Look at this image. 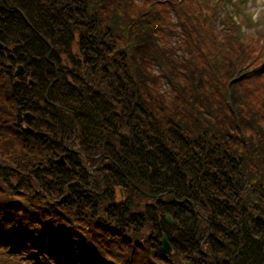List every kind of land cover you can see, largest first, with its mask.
I'll use <instances>...</instances> for the list:
<instances>
[{"label": "trees", "instance_id": "1", "mask_svg": "<svg viewBox=\"0 0 264 264\" xmlns=\"http://www.w3.org/2000/svg\"><path fill=\"white\" fill-rule=\"evenodd\" d=\"M154 21L133 0H0L4 256L264 264V88L251 84L264 71L199 31L196 67L158 43ZM23 110L62 135L63 152L49 131L23 132Z\"/></svg>", "mask_w": 264, "mask_h": 264}, {"label": "rangeland", "instance_id": "2", "mask_svg": "<svg viewBox=\"0 0 264 264\" xmlns=\"http://www.w3.org/2000/svg\"><path fill=\"white\" fill-rule=\"evenodd\" d=\"M249 5V6H248ZM248 5L245 3L244 4V12H246L249 8L251 9V10H256V11H258L257 10V8L259 7V6H261L262 7V9H264V0H250L249 2H248ZM241 6H242V3L239 1V0H237V1H235V2H233L232 4H230V5H228L226 8L227 9H231L234 13H238L239 12V10L241 9ZM251 6V7H250ZM197 15L198 16H200L201 17V15H199V13L197 12ZM238 16V18L240 19V20H243V17H242V15L241 14H239V15H237ZM221 20V19H220ZM218 27H219V29H221V30H226V29H228V26L227 25H225V24H223V22H222V20L221 21H215L214 22ZM263 28H257V29H255V31H257V32H254V33H245V35H247V36H249L250 38H252V40H247V41H245L244 43H242V45L243 46H247V45H249V46H251V47H254V49L251 51V53H253V57L257 54V49L256 48H258V49H260L261 48V50H263L264 51V31H259V30H262ZM236 36H238V37H240L241 36V33H240V29H238V28H236ZM250 41V42H249ZM74 49H75V47H74ZM139 93V92H138ZM140 94H143V93H140ZM35 115H36V113H35ZM40 128H42V130H44V131H49L50 133H49V135H48V139H52V140H54V141H56L57 142V144L56 145H53V147H52V152H55V151H58V153H60V152H63V149H62V146H63V142H62V139H61V137H62V135L61 134H57V133H55L53 130H51V129H47V128H45V127H41V126H39V127H36V129H40ZM37 131V130H36ZM37 132H39V131H37ZM59 142H61V143H59ZM13 151L12 150H10V151H8L7 153H6V156H9V157H11V156H13ZM54 155L55 154H53V157H54ZM68 160V159H67Z\"/></svg>", "mask_w": 264, "mask_h": 264}, {"label": "water", "instance_id": "3", "mask_svg": "<svg viewBox=\"0 0 264 264\" xmlns=\"http://www.w3.org/2000/svg\"><path fill=\"white\" fill-rule=\"evenodd\" d=\"M21 72H22V68H21L20 66H18V68L16 69V71H15L14 74L17 75V74H20ZM31 117H32V116H31L30 114L26 113V114H24L23 120L26 122V121H28ZM59 163H60V162H59ZM62 164H63V163H62ZM165 220H166V222H168L169 224H172V223H173L171 217L168 216V215H166ZM160 244H161L162 251H163L164 253H169V252L171 251V247H170L169 242H168V240H167V238H166L165 235H162V238H161V240H160Z\"/></svg>", "mask_w": 264, "mask_h": 264}]
</instances>
